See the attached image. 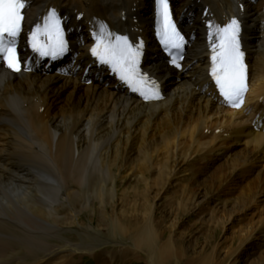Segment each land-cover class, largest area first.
Segmentation results:
<instances>
[{"label":"bare ground","instance_id":"obj_1","mask_svg":"<svg viewBox=\"0 0 264 264\" xmlns=\"http://www.w3.org/2000/svg\"><path fill=\"white\" fill-rule=\"evenodd\" d=\"M171 2L175 17L192 36L180 70H173L164 63L149 37L153 0H27L25 28L40 23L51 9L65 17L71 52L76 54L75 66L79 65V69L71 75H62L56 73L51 64L39 60L34 61L30 72L10 73L0 67V222L8 218L11 209H18L28 211L43 223L31 227L14 221L22 237L0 229V264H9L6 258L15 252V245L25 248L35 245L42 249L45 242L41 235L52 231L43 215L56 212L61 185L67 187L73 180L81 184L87 181L91 171H98L104 179L94 195L102 201L113 189L107 186L105 177L111 176L117 159L127 162L125 155L131 149L135 157L143 158V163L152 160L153 149H163L164 154L157 161L161 165L155 181L166 184L183 180L187 186L190 184L191 200L196 187L206 194L217 191L216 198L222 199L223 205L221 210L210 213V222L215 227L222 228L226 223L239 225L242 219L233 220L239 210H252L263 202L261 209L254 210L230 240L242 238L245 227L249 231L251 227L257 229V225L264 238V0ZM233 16L242 21L241 40L249 65L250 84L245 104L237 110L223 106L208 75L210 32L213 42L218 27ZM208 22L211 28H207ZM101 28L107 33L128 34L134 40L140 36L146 39L144 65L160 80L164 89L162 100H139L91 62L87 50L92 32H99ZM86 66L91 75L88 83L83 76ZM182 137L190 139V146L187 144L188 148L177 154L173 148L179 147L176 141ZM99 141L101 146L98 147ZM236 145L245 146L247 153L243 158L233 151L232 146ZM219 159L222 162H217ZM202 175L204 177L200 178ZM156 197L145 196L144 199L148 204ZM170 197L173 200V196ZM228 205L233 208V214ZM150 218L146 219L142 230L135 229L128 250L146 247L150 261L167 264L180 255L181 249L176 248L175 239L157 244L164 231L156 234ZM253 230L230 252L235 258L231 264H237L239 252L248 244ZM209 241L203 243L198 256L206 251ZM194 244L192 253L197 252ZM97 252V264L118 261L114 249L99 247ZM211 253L213 257L217 255L216 250ZM55 260L32 264H55ZM65 261L57 264H68ZM206 262L209 263V259Z\"/></svg>","mask_w":264,"mask_h":264},{"label":"rangeland","instance_id":"obj_2","mask_svg":"<svg viewBox=\"0 0 264 264\" xmlns=\"http://www.w3.org/2000/svg\"><path fill=\"white\" fill-rule=\"evenodd\" d=\"M206 130L204 131L206 132ZM176 142L179 144V147H174L173 151L177 154L188 148L187 144L190 146V139L184 137L179 138ZM99 146H101L100 141ZM232 147L233 151L238 152L237 154L241 158L247 153L243 149L245 146L236 145ZM108 148L106 147V149ZM162 151H154L153 149L152 160H146L145 163H143V158L135 157L133 149L127 150V155H125L127 159L126 163L118 157L119 159L116 160V164L112 168L111 176L105 177L107 186H112L113 189L103 197L102 201L94 195V191L96 192L100 188V182L104 179V175H100L101 173L98 171H91L87 179L88 182L79 184L73 180L69 181L67 187L64 184L61 185L62 189L59 201L55 203L56 212L51 213L50 216L43 215L44 219L47 220L46 224L50 223L52 228V231L49 233L41 235L45 245L41 247L42 249L37 248L35 245L28 246V248L15 245L13 249L15 252H12V256L9 254L11 258H6L9 261L8 263L32 264V262L37 263L44 260H52L54 262L57 258L55 264L59 263V261L64 262L65 260H67L65 262L70 261L68 264H97L96 257L99 254L97 252L99 247H107L115 250L118 259L117 262L111 264H156L150 261V252L146 247H137L133 251L128 250L130 247H127V245H132L131 236L134 234L135 229L140 227L139 230H142L146 219L152 216L150 219L156 227L155 232H158L156 234L160 235L164 231L157 240V244L175 239L176 248L181 249L180 255L177 258L169 260L167 264H231L235 258H233V255H230V252L236 249L245 237H248L251 229L254 230L251 233L250 239L247 240L248 244L244 246L242 252L240 251L241 253L237 250L239 255L236 262L237 264H264V258L261 257V255H264V238L261 237L259 232V225H257V229L251 227L249 231L245 227L241 232L242 238L236 237L233 242L230 240L232 234H238L237 230L241 226L240 224L246 223L254 210L261 209L263 202L259 203L252 210L250 207L254 204L253 202L248 205L249 210H239L235 218H233V220L237 221L238 219H242L239 225L236 223L231 226L226 223L222 228L215 227L214 223L210 222V213L221 210L223 205L222 199L216 198L215 194L217 191L216 193L209 192L206 194L203 190L201 191V188L196 187L191 200L189 197L190 184L187 186L180 179L177 182L160 183L162 184V190L160 189L161 185L155 181V176L161 165L157 161L164 154V151ZM137 159L141 161L139 162ZM109 161L108 159L107 162ZM220 161L222 162L220 159L217 162ZM203 177L202 175L200 178ZM113 179L115 180L114 184ZM89 195L91 197L88 200ZM145 196L157 197L147 204V199H144ZM170 196H173V200ZM179 203H181L179 210H176L175 207ZM227 207L229 211H233L230 205ZM11 211L8 214L9 219L6 216V220L4 219V221L0 222V229L4 232H12L15 237L23 236L22 232L20 233L21 230L15 226L14 221L16 220L24 222L31 227L35 223L43 224L42 221L38 222L28 211L18 209H11ZM174 216H177L176 220H174ZM206 240H210L207 243L206 251L198 256L201 246H203ZM193 243L196 246L195 251L197 252L195 253L191 251ZM214 250L217 253L215 257L211 253ZM121 251L123 254H121ZM70 254L74 255L72 259H70ZM208 259L209 263L206 262Z\"/></svg>","mask_w":264,"mask_h":264},{"label":"snow or ice","instance_id":"obj_3","mask_svg":"<svg viewBox=\"0 0 264 264\" xmlns=\"http://www.w3.org/2000/svg\"><path fill=\"white\" fill-rule=\"evenodd\" d=\"M158 5V16L162 25L161 39L165 47L175 49L172 55V63L177 67V59L183 58L184 37L177 30L172 20L169 9V0H156ZM27 6V0H0V60L7 68L19 72L20 59L16 50V39L20 34L22 21L24 20L23 10ZM60 18L56 10L51 9L43 19V25H37L31 34L32 48L42 56L52 55L54 58L66 51V42L63 38V30L60 27ZM211 28V25L209 26ZM239 22L232 19L230 23L219 26L215 37L218 44H212L213 66L211 75L219 88L220 94L232 107L239 108L244 102V93L247 92V67L244 63V53L240 50ZM44 34L52 42L54 47L51 51H45L38 36ZM210 32V38L212 37ZM98 43L103 45V52L93 48L92 52L97 55L101 63L111 64L114 70L119 67L120 78L130 84H139L143 77L137 78L139 52L129 43L127 37L112 36L108 34V43L104 44L105 34L103 28L97 33ZM113 40L115 41L113 43ZM217 48L219 51L217 52ZM144 99L159 98V93L151 88L147 91L142 88H135Z\"/></svg>","mask_w":264,"mask_h":264}]
</instances>
